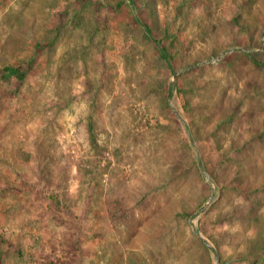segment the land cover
<instances>
[{
    "label": "rangeland",
    "instance_id": "1",
    "mask_svg": "<svg viewBox=\"0 0 264 264\" xmlns=\"http://www.w3.org/2000/svg\"><path fill=\"white\" fill-rule=\"evenodd\" d=\"M262 26L264 0H0V264H264Z\"/></svg>",
    "mask_w": 264,
    "mask_h": 264
},
{
    "label": "trees",
    "instance_id": "2",
    "mask_svg": "<svg viewBox=\"0 0 264 264\" xmlns=\"http://www.w3.org/2000/svg\"><path fill=\"white\" fill-rule=\"evenodd\" d=\"M128 1L132 5V0H128ZM134 19L136 20L137 23L142 24L141 21L136 16H134ZM233 20H234L235 25H237V26L243 25L241 23L242 22L241 17L239 18L237 15H234ZM143 26L145 28L146 33L150 34L149 27L147 25H143ZM263 33H264V26H262V31H261V34H263ZM153 43H154V47H155L156 51L158 52V55L167 64L169 71L171 73H173L174 70L171 67V63H170L171 54L169 53L168 49L164 45H162L158 39H153ZM253 61H254V63H256L258 65L262 64L261 66L264 69V63H262L258 60H255V59H253ZM25 75H26V73L24 71H21L20 69H18L16 67H12V66H7L5 68L4 74H2L4 80L10 81L12 78H15L19 82H22L24 80ZM88 133H89V138H90L91 144H96L94 133H93V123L91 121H89V123H88Z\"/></svg>",
    "mask_w": 264,
    "mask_h": 264
}]
</instances>
